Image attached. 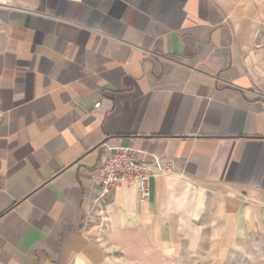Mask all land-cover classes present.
<instances>
[{
    "label": "crops",
    "instance_id": "1",
    "mask_svg": "<svg viewBox=\"0 0 264 264\" xmlns=\"http://www.w3.org/2000/svg\"><path fill=\"white\" fill-rule=\"evenodd\" d=\"M0 115V264L264 234V0H0ZM104 145L173 171L103 195Z\"/></svg>",
    "mask_w": 264,
    "mask_h": 264
},
{
    "label": "built area",
    "instance_id": "2",
    "mask_svg": "<svg viewBox=\"0 0 264 264\" xmlns=\"http://www.w3.org/2000/svg\"><path fill=\"white\" fill-rule=\"evenodd\" d=\"M100 105L98 103L96 107ZM104 146L101 162L95 172L96 184L101 188L103 195H108L118 187L128 186L139 192L141 201H146L150 180L157 175L173 171V165L159 157H154L152 162H148L145 152Z\"/></svg>",
    "mask_w": 264,
    "mask_h": 264
},
{
    "label": "rangeland",
    "instance_id": "3",
    "mask_svg": "<svg viewBox=\"0 0 264 264\" xmlns=\"http://www.w3.org/2000/svg\"><path fill=\"white\" fill-rule=\"evenodd\" d=\"M159 264H264V234L251 236L228 250H218L215 243L207 241L195 248L183 242Z\"/></svg>",
    "mask_w": 264,
    "mask_h": 264
}]
</instances>
